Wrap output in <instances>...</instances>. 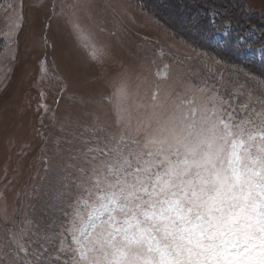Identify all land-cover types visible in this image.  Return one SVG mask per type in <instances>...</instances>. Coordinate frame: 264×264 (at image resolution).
I'll return each instance as SVG.
<instances>
[{"label":"snow or ice","instance_id":"6c2138e0","mask_svg":"<svg viewBox=\"0 0 264 264\" xmlns=\"http://www.w3.org/2000/svg\"><path fill=\"white\" fill-rule=\"evenodd\" d=\"M97 7H60L85 44L92 33L82 19ZM17 8L6 17L9 35L23 28ZM107 55V46L90 45L93 61ZM217 76L162 93L124 67L110 93L81 98L107 108L108 118L90 113L92 134L65 141L69 156L51 205L66 217L55 234L63 264H264V82ZM33 235L30 227L10 232L24 264H42L30 251Z\"/></svg>","mask_w":264,"mask_h":264},{"label":"rangeland","instance_id":"374dc122","mask_svg":"<svg viewBox=\"0 0 264 264\" xmlns=\"http://www.w3.org/2000/svg\"><path fill=\"white\" fill-rule=\"evenodd\" d=\"M72 2L10 0L0 6L3 264L13 259L16 264H24V254L14 255L9 239L10 232L21 227H30L35 233L33 247L39 248L37 243L42 242L41 248L47 249L54 264H63L55 234L63 231L60 225L66 217L51 205L69 156L65 141L81 133L85 137L92 134L90 113L108 118L107 108L97 109L91 102L82 103L81 98L90 101L101 93H110V81L122 68L147 76L152 87L158 84L162 93L182 92L185 83L201 84L203 78L211 82L219 78L217 73L241 81L247 77L249 83L264 82V0H93L100 7L94 10L92 20L82 19L92 33L88 44L78 40L59 15L61 5ZM20 4L23 28L9 35L6 17ZM105 4L113 7H102ZM184 6L196 24L205 18L203 28L208 26L206 17L213 8L226 12L225 16L230 14L246 30L234 32L228 21L217 20L210 41L205 40L198 29L191 28L192 22L184 19ZM246 14L252 16L250 20ZM92 43L107 46L103 63L91 59ZM13 54L15 61L11 59ZM174 56L183 61L179 67ZM136 83L133 80V87ZM66 226L71 227V223ZM47 237H53L52 241ZM71 243V234H66L64 246Z\"/></svg>","mask_w":264,"mask_h":264},{"label":"trees","instance_id":"16d2710c","mask_svg":"<svg viewBox=\"0 0 264 264\" xmlns=\"http://www.w3.org/2000/svg\"><path fill=\"white\" fill-rule=\"evenodd\" d=\"M10 0H0V6H3L5 3H8ZM242 1V0H241ZM138 5H140L141 7H144L145 5H141L140 3H138V2H136ZM218 4L219 3H217V6H218ZM215 8V7H214ZM216 9V8H215ZM195 10H198V9H195ZM217 10V12L216 11H214L213 10V8H210L209 10H208V15H207V17H206V20L209 22V24H208V26L207 27H201L202 26V24L205 22V18L201 21V24H196L195 22H193V18L192 19H189V14H192V13H187V11H186V7L184 6V9H183V11H182V13H183V16H184V19H186V20H188V21H191L192 23H190L191 24V28H196V29H198V31H199V33H201L200 35L201 36H204V38H205V40H208V41H210V38L212 37V34H213V31H212V28H214L215 27V25L217 24V20H222V19H224V20H226V21H228L229 23H230V25H231V27H233V31L235 32V30L236 31H241V30H246V27H244V26H242V25H239V21L237 20V19H234V18H232L231 16H230V14H228V16H225V15H223L224 13H226V12H223V11H220L219 12V10L218 9H216ZM202 11H204V10H202ZM193 14H195V13H193ZM247 15V17H248V20H250L251 19V15H249V14H246ZM203 16H204V13H203ZM159 17V19H161L162 21H163V25H165L167 28L169 27L170 28V26L162 19V18H160V16H158ZM234 17V16H233ZM216 19V21H215V24H213V26L211 25V22H212V20L213 19ZM158 19V20H159ZM223 22V21H222ZM221 22V23H222ZM193 23H195V26L193 25ZM220 23V24H221ZM261 34H263L264 35V26H263V28L261 29ZM183 37H185V36H183ZM186 38V37H185ZM187 39V38H186ZM41 243L42 242H38L37 243V246L40 248H35V247H33L32 246V244H31V248H30V251H33L34 253H35V255H41V262H42V264H51V263H53L54 264V262H55V260L54 259H51V258H49L48 257V252L47 251H45L43 248H41ZM28 259L29 260H34L35 259V256L34 255H30L29 257H28ZM52 260V261H51Z\"/></svg>","mask_w":264,"mask_h":264}]
</instances>
